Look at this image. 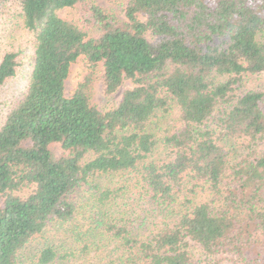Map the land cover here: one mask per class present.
<instances>
[{
    "label": "trees",
    "instance_id": "1",
    "mask_svg": "<svg viewBox=\"0 0 264 264\" xmlns=\"http://www.w3.org/2000/svg\"><path fill=\"white\" fill-rule=\"evenodd\" d=\"M121 1L123 19L88 0H0V93L23 64L15 29L32 45L25 90L0 100V264H264V84L241 91L264 74V0ZM76 5L95 35L58 16ZM80 56L106 94L131 82L116 106L89 103V75L65 95ZM171 102L180 127L157 138ZM83 207L87 227L69 226ZM48 226L71 243L26 255Z\"/></svg>",
    "mask_w": 264,
    "mask_h": 264
},
{
    "label": "rangeland",
    "instance_id": "2",
    "mask_svg": "<svg viewBox=\"0 0 264 264\" xmlns=\"http://www.w3.org/2000/svg\"><path fill=\"white\" fill-rule=\"evenodd\" d=\"M88 2H93L94 4L99 5L100 8L105 11V13H107L108 15L123 19V2L121 0H88ZM58 16L76 25L79 29L84 31L89 36H93L97 32L94 22L88 20L91 19L90 15L86 14L85 11L79 5H76L72 8H64L59 10ZM140 19L143 20V17L140 16ZM12 38L13 39L11 40L13 42V48L11 49L21 50L20 58L23 64L19 68L17 76L10 79L0 93L1 102L3 101L7 103H9V101H13L16 97H19L21 93L25 90V87L28 83L29 72L31 70L30 60L32 59V45L27 40V35H25L21 30L15 29ZM2 49L0 46V52H3ZM86 75L90 76V83L87 88V97L89 99V103L102 111L108 110L116 106L122 96L123 91L132 86L129 80H124L121 86L114 93L106 94L103 91L101 64L91 67L86 62L84 57L80 56L75 62L70 65L68 76L64 82L65 95L70 96L74 92L78 83ZM263 84L264 74L246 75L242 82L241 91L248 89H261V86ZM4 105L5 104L0 105V122L2 113L1 111ZM156 120L157 121L156 125H154V130L157 135V138H161L163 135L169 133V131L179 128V108L177 104L171 102L167 111L160 112ZM50 150L54 157H58L61 153V148L57 144H51ZM236 151L238 154L237 157H239L240 155H244L245 153V151L241 147H238ZM163 152V148L159 147L157 150L154 151V154L151 156L150 159L158 160L161 156H163ZM101 180L102 183L105 185H114L116 184V182L119 181V178L115 177L114 179H112L111 177H103ZM82 195H84L85 197L88 196L84 193H82ZM128 196L133 197L132 195ZM81 199L83 200L84 198H78L77 201L79 202L81 201ZM83 202H85V200H83ZM125 202H128V204L132 203L134 208H136V212H138V214L144 215L143 211L145 210L142 202L135 199H130ZM90 210V207H83V210L81 211L82 213H80V215L77 216V219H74L72 224L69 226H77V224H84V226L87 227V221H85L84 223L83 217L84 215H89ZM77 227L79 229L80 226ZM47 228V231L41 236V238H37L28 244L26 248V255L30 256L36 253L44 245L57 247L58 245H68L71 243L68 237L69 234H66L64 230H62L61 232L58 227L51 228L48 226ZM198 258H200V256L196 257V259ZM87 262L91 263L93 262V259L85 257V261H83L82 258H77L75 260L63 261L61 262V264H85ZM219 264H229V261L228 259H223L219 261Z\"/></svg>",
    "mask_w": 264,
    "mask_h": 264
}]
</instances>
